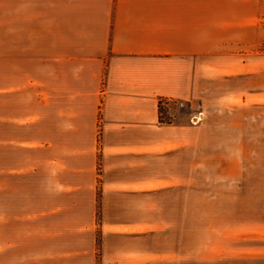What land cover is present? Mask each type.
<instances>
[{
    "label": "crops",
    "instance_id": "crops-1",
    "mask_svg": "<svg viewBox=\"0 0 264 264\" xmlns=\"http://www.w3.org/2000/svg\"><path fill=\"white\" fill-rule=\"evenodd\" d=\"M23 4L28 13L42 6L27 17L42 15L34 58L42 75L32 73L30 51L25 70L43 81L42 158L32 163V135L17 138L14 121L23 119H14L7 138L28 143L27 157L6 151L0 177L29 180L0 185V207L28 210L0 213V264H264L259 219L239 230L229 215L197 229L188 149L200 125L162 121L158 110L160 99L205 94L213 79L236 83L216 99L264 93V0Z\"/></svg>",
    "mask_w": 264,
    "mask_h": 264
},
{
    "label": "rangeland",
    "instance_id": "rangeland-1",
    "mask_svg": "<svg viewBox=\"0 0 264 264\" xmlns=\"http://www.w3.org/2000/svg\"><path fill=\"white\" fill-rule=\"evenodd\" d=\"M39 11H42V6L33 8L32 13H28L23 0H17L15 6L11 0H0V22L12 21L13 23L14 21L15 23L14 27L8 23L0 25V149L4 146L5 150L0 158L4 164L11 159L7 152L14 149L18 160L19 155H26L22 147L29 145L20 140L13 142L7 138L13 133L12 123L16 118L23 120L14 121L15 136L19 138L32 135L34 140L30 142L34 150L29 155L33 156L32 163L37 162V157L42 158L40 144L42 141L35 130L42 123L39 119L43 115V81L42 76L29 78L25 72L29 65L27 51H30L34 55H32L33 62L30 64L32 73L36 71L42 75V62L39 66L41 68L37 69L38 64L34 60L35 55H42V48L38 46L42 41L43 31L39 28L42 27V15L32 19L27 18L29 14L34 16L35 12ZM29 22L33 26H28ZM262 50H264L263 47H261ZM10 53H15V57L13 58L12 54V57L7 58ZM263 69L264 63H261V70L264 72ZM258 80L260 90L264 92V74ZM245 81L246 78H244ZM210 82L211 85L205 94H198L191 101L174 100L182 102V105L170 102L168 111L163 109L164 113L159 117L165 122L183 119L191 124L190 118L192 119L194 115L200 116L199 121L194 124L200 125V129L197 130L198 142L188 149L190 181L193 180L189 185H197L198 188L195 202H193L194 215L190 214L192 215L190 217L192 219L193 216L195 217L197 229L202 224H209L213 228L214 222L225 220L231 215L236 219L237 229L243 230L249 223V227H252L251 221L259 219L264 222V93L248 97L245 101L238 98L236 103H233L228 99L220 100L216 97L217 93L224 89L235 90V79L228 78L226 81L213 79ZM220 83H222L221 86ZM243 89L246 90L245 83ZM251 101L252 103H249ZM3 137L4 141H2ZM50 150L54 151L55 147ZM19 151L21 154L18 153ZM185 158L187 160L188 157L185 156ZM28 178L27 174H23V177L17 174L14 179L8 176L0 177V185H28ZM35 178L31 177L34 184ZM100 197L101 193L97 188L94 205L97 217L102 212ZM190 201L192 202L191 199ZM27 210L28 207L25 205L13 208L0 207L1 214L27 213ZM255 231L264 232V226L258 228L256 225Z\"/></svg>",
    "mask_w": 264,
    "mask_h": 264
},
{
    "label": "built area",
    "instance_id": "built-area-1",
    "mask_svg": "<svg viewBox=\"0 0 264 264\" xmlns=\"http://www.w3.org/2000/svg\"><path fill=\"white\" fill-rule=\"evenodd\" d=\"M170 102H175L174 100L170 99V98H163V99H160V103H161V106L163 107L164 110L168 111L167 109H169V103ZM179 104L180 106L182 105V102H175V104ZM200 114V113H199ZM194 118V119H193ZM200 119V116L196 117V115H194L191 119L192 122H196V121H199Z\"/></svg>",
    "mask_w": 264,
    "mask_h": 264
},
{
    "label": "trees",
    "instance_id": "trees-1",
    "mask_svg": "<svg viewBox=\"0 0 264 264\" xmlns=\"http://www.w3.org/2000/svg\"><path fill=\"white\" fill-rule=\"evenodd\" d=\"M158 110H159V115H162L164 113L163 107L161 106L160 102L158 104Z\"/></svg>",
    "mask_w": 264,
    "mask_h": 264
}]
</instances>
